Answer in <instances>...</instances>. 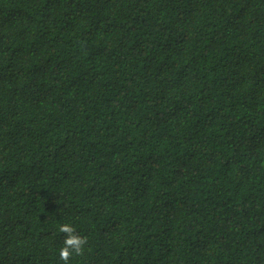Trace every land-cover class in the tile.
Masks as SVG:
<instances>
[{
  "label": "trees",
  "instance_id": "16d2710c",
  "mask_svg": "<svg viewBox=\"0 0 264 264\" xmlns=\"http://www.w3.org/2000/svg\"><path fill=\"white\" fill-rule=\"evenodd\" d=\"M0 264H264V0H0Z\"/></svg>",
  "mask_w": 264,
  "mask_h": 264
},
{
  "label": "clouds",
  "instance_id": "9594fccd",
  "mask_svg": "<svg viewBox=\"0 0 264 264\" xmlns=\"http://www.w3.org/2000/svg\"><path fill=\"white\" fill-rule=\"evenodd\" d=\"M59 231L65 233L64 246L60 249V256L67 261L69 255L73 252L79 253L82 251L85 240L83 237L75 234V228L70 223L59 225Z\"/></svg>",
  "mask_w": 264,
  "mask_h": 264
}]
</instances>
